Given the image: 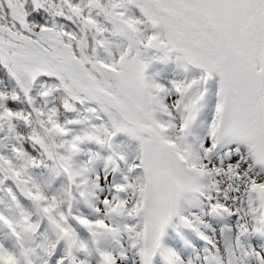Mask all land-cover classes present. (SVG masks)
I'll return each instance as SVG.
<instances>
[{"label":"snow or ice","instance_id":"obj_1","mask_svg":"<svg viewBox=\"0 0 264 264\" xmlns=\"http://www.w3.org/2000/svg\"><path fill=\"white\" fill-rule=\"evenodd\" d=\"M0 264H264V0H0Z\"/></svg>","mask_w":264,"mask_h":264}]
</instances>
